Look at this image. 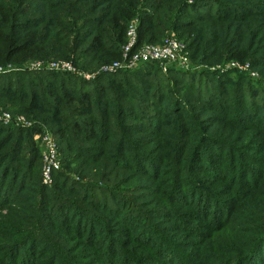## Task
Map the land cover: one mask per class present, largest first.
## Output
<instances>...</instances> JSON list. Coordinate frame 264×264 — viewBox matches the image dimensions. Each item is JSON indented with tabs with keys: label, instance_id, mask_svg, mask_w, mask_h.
<instances>
[{
	"label": "rangeland",
	"instance_id": "1",
	"mask_svg": "<svg viewBox=\"0 0 264 264\" xmlns=\"http://www.w3.org/2000/svg\"><path fill=\"white\" fill-rule=\"evenodd\" d=\"M48 1L53 2L52 0ZM153 1L151 5L155 7V0ZM211 1H208L205 5H197L195 3L194 6L188 7L180 5V7L185 8L179 9L181 0H177L178 4L167 0L168 10L170 12L172 11V13H176L177 11L178 14L175 18L182 23V26L176 30H166L161 39L150 41V43L159 44L163 43L168 37H174L181 42L189 58L187 65L181 68L187 70L186 72H177L176 75L175 72L167 74L166 72L168 70H161L165 73L163 76H158L152 72L148 78L155 81V83L152 81L149 83L144 78L138 76L134 78L129 74L121 76L124 82V88H126L120 91L126 90L129 94L133 93L138 100L133 101L131 99L129 101L123 99V97L120 100L110 96V101H113L111 110L114 111L119 104L125 106V109H128L127 111L132 112L136 117L131 119L128 117L122 118L125 126L128 125L135 129H110L114 131L108 134L107 132H103V135L107 136L105 139H101L99 135L102 133V129L97 126V121H93V124L87 121L85 123L89 129H92V134H90L91 130L89 129H82L81 133L73 132L77 136H74L71 132L68 133V131H73L72 129L61 130L58 134H55L52 127L57 122L44 124L38 121V118H35L36 116L34 115H32V118L27 116L28 112L12 101L11 96L10 98L0 96V111L7 110L12 116V121L9 123L3 124L1 121L0 123L10 128L14 136L19 132L14 127L23 128L16 121L15 117L17 116L26 117L32 124H42L43 128H45L42 130L47 131L58 145V157L61 168L54 182L48 184L44 183L41 179L38 160L30 164V149L37 147L42 150L38 131L34 134L28 132L22 134V146L20 152L18 151L17 160H12L9 157L1 162L3 158L0 156V166L5 167V165H11L13 167L11 170L18 175L14 183L10 180L12 178L10 175L8 179L10 183L7 182L9 184L8 199L0 204V260L8 257L15 261L25 256L27 247L29 249L30 246L31 253L29 258L31 259H27L26 255L24 257L26 264H218V258H221L222 263H225V261H233L235 258V256L233 257L234 253L226 256L221 249L222 244H229L228 238L231 237L228 236L227 231H224V228L228 226L226 222L229 219H234L240 229V231L236 230L232 233L236 236L234 240L235 245L230 243V246L232 248L235 246L238 255L245 254L247 247L242 240L247 235L243 233L248 231V228L253 223H258L256 221L257 216L264 218V209L262 211L260 209V205L263 204L262 207H264V201L262 200L264 199V179L261 180V185L257 189L260 193H263L258 195L262 201H251V207H249L242 201L240 196L237 197L233 194L234 190L231 189L235 188V186H232L229 181V178H232L231 174H228L225 180H220L212 179L209 174L193 173L197 180L203 182L208 187L212 183L214 185L213 187H215L214 189H220L221 192H225L221 198L222 204L224 206L234 207L230 218L227 220L225 219V213L220 214L217 218H213L216 213L210 207L204 212L206 216L205 220L202 219L203 215L201 216V212L196 210L193 205V202L197 199V195L192 194V197L190 196V186L180 187L177 192V189H175L174 194L176 198H171L169 201V187H171L169 183H172L171 171H169L168 164L160 166L154 162L158 156L167 153L166 148L171 142L177 141L174 138L176 130L172 129L174 125L169 124L168 126L166 124L168 126L166 129H161L159 133L153 132L146 127L144 119H140L141 117L139 116V112L143 113L146 117L154 113L155 103L148 95H143L141 92V90H148V93L152 94L156 91V89L151 87L153 84L158 85L162 89L161 92L168 97H166L167 99L164 100V104L161 106L163 110L160 113L161 116L167 112V109H170L174 105L170 98L178 97L180 101H184L190 93L193 95L200 93L202 98L203 95H209L211 91L217 96V90L221 87L218 85L220 76H215L212 71L221 74L228 73L227 77H230L228 83L232 87L235 86L237 80H240L243 89H247L249 86L262 87L263 84L258 81L257 68L253 67L248 61L254 57V54L264 52L263 38L259 37L257 40L254 38L251 39L249 51L252 56L249 59L240 50L239 42L232 40V44L235 45L232 47L226 44V52L228 51V54L231 57L233 56L232 58L234 60H231V57L228 59L225 58V55L219 60L218 56L205 54V51H211L213 53L218 46L215 48L216 44L212 46L210 43L205 46L203 39L210 34L211 37H214V35L218 37L221 33H224V27L227 23H229L228 26L233 27L235 30L230 35L242 36L241 27L244 23H242L241 19H232L225 20L226 22L219 24L213 17L198 20V15L201 14H210L212 16H215L214 14L217 12L225 15L230 14L233 11L232 8L218 6L216 4V1H221L234 8H237L238 3H250L249 5H252L256 11V13H252L250 16L251 22L253 19L256 22H260L264 13L261 0ZM41 4L42 2L40 0H36V2L32 3V7L38 9ZM101 9L102 7L98 8L97 11ZM162 14L164 13L160 10L159 13H156L154 19L156 20L158 18L159 23L163 25V22L159 19ZM167 17L170 21L173 20L171 16ZM130 20L127 24L134 23L137 25V18H131ZM145 40H147L146 37L144 38ZM56 45V54L48 55L46 61L67 60L72 62L73 59L77 58L75 54L77 55L84 47V45L81 46L78 44L73 48L72 52L70 42L62 39L58 40ZM252 46L254 47L251 48ZM191 52L194 53L193 56H190ZM36 55V50L34 49L16 54L13 60H11L12 62H10L14 68L12 71L23 70L17 68H25L29 63L41 60L39 58L46 56H41V54ZM120 59L113 57L108 62L98 65L96 60L94 61L92 59V61L88 56H84L77 60L79 62L76 64L72 62L75 72L67 73H71L84 81H90V85L85 87L92 89L94 92L95 88H101L107 83V79H111L112 73L123 69H103L104 66L112 65V63ZM172 66L176 67L175 65ZM193 71L197 72L193 73ZM206 71L210 72L206 73ZM103 73L111 74H107L105 79L97 82L93 81L97 75ZM66 76H68L66 78L68 83L70 81L72 84H75V78L69 79V75ZM16 79L17 77L14 76L12 79V87L17 85ZM119 86V84H113L114 89H120ZM166 88L167 90H165ZM221 89L223 91L224 89L229 91L228 86L226 88L223 86ZM110 94L113 95L112 92ZM15 96L21 98L16 93ZM230 98L232 99L231 103L233 105L229 110L230 116L228 117L236 118L235 115L238 112L237 109L239 110V105L235 102L233 95ZM68 99L66 98V100ZM197 99L199 98L197 97ZM66 100L64 102L69 115L77 118L78 115L75 117V114H72L74 111H77V113L84 112L82 105L80 107L78 104H74L77 101L71 98L67 102ZM180 105L183 106L184 103L182 102ZM195 105L198 107L201 106L198 102ZM198 107L193 109V112L197 113L196 120L200 117H205V120L208 122V115L217 116V112L207 108L206 105L202 106L201 109ZM33 112L37 113L35 109ZM91 113L95 114L93 111ZM188 114L191 115V112ZM80 119L79 121L83 120L82 118ZM261 119L262 114L253 121L257 122ZM208 123V126H213L216 122L211 121ZM239 124L252 126V129H248V139L241 138L244 129L234 125H232L231 129H223L226 133L225 137L227 141L234 145H246L241 149L246 155L244 159L245 164L250 169L259 168L258 159L264 158V149L258 144H256L257 146L255 145V141L259 138L260 129L250 121L248 123L240 121ZM206 130L209 131V129ZM122 132H125L128 137L129 142L125 144L123 142V144L121 142L119 143L117 140L120 135H123ZM66 133H68L66 139H69V142L60 140L62 138L61 136ZM157 134L161 135L156 138ZM192 137V141L200 142V148L202 145V147H205L202 151H206V153L202 152L200 155L197 152L196 155L198 157L194 156L197 159V163L199 165L212 163L215 167H220L222 165L221 162L218 164L215 160H209L208 153L214 152L211 149L212 147L208 143L199 141L197 136ZM184 139H187V136ZM117 142L118 144L116 145ZM10 146V142L7 143L4 148L0 149V153L7 155L10 151ZM122 147L125 149H122ZM11 154L12 151L10 152V156ZM115 157L120 162L122 160L126 168L120 166V164L116 166V163L112 160ZM153 171L159 172L158 179L156 180L152 178ZM26 176H28V179ZM250 178H253V175L248 173L242 175L240 180L244 179L248 181ZM216 181H219L217 182L218 184L215 183ZM15 183L21 186L24 185L25 189L20 191L18 185V188L13 190L12 185ZM1 188L3 187L0 184V195L3 193ZM154 189L159 190V192L156 190V194H152L150 191ZM16 195L20 202L15 201ZM115 199H119L120 205L117 208L110 203ZM60 202H62V205H67L74 209V213H81L80 218L77 216L73 217L72 214L68 213V210L60 208ZM103 202H105L107 207L112 208L110 212L113 213H109V209L106 207L104 209L97 207V203ZM21 203L22 206H19ZM124 205H127V210H124L122 215L127 217V211L129 210L132 213L136 212L139 218L143 220L144 226L157 231L158 234H162L165 238L162 246H159L158 242L155 239H150L149 236L144 238L139 237V233L146 232L135 230L132 227L133 225L128 224L121 217V206L124 207ZM246 207H249L253 214L251 212L250 214H246ZM43 213H49L47 215L51 216V218L46 219V221L43 218ZM136 213L131 214L132 220L136 217ZM167 213H169L170 217L167 216ZM89 215L96 217L99 221L93 230L96 232L89 235V232L85 231V234L83 233L82 236L78 237L76 231L78 229L80 230L79 225H82L81 222L88 223L84 217H89ZM65 217L68 218L65 219ZM79 233L82 234L81 232ZM38 237L46 239L57 251L51 246L47 247V249L41 248V245L36 246L38 244L36 242ZM29 238L34 240L31 241ZM231 238L233 239V237ZM28 240L34 243H29ZM249 240L250 238H247L246 241ZM108 247H110L111 252L108 250ZM224 247L228 250L231 248L225 245ZM61 250L63 251L62 253ZM169 250L178 252L180 257L178 258L171 254L165 255ZM227 257H230V259H227Z\"/></svg>",
	"mask_w": 264,
	"mask_h": 264
},
{
	"label": "trees",
	"instance_id": "2",
	"mask_svg": "<svg viewBox=\"0 0 264 264\" xmlns=\"http://www.w3.org/2000/svg\"><path fill=\"white\" fill-rule=\"evenodd\" d=\"M40 1L42 4L37 9L32 7V3L36 2V0H0V63H10L16 54L33 49L36 50L37 55H46L43 58H39L41 60H46L48 55L56 54V42L62 39L70 42V49L72 52L76 45H84L83 49L79 51L77 55L75 54L77 58L73 59V63L76 64L79 62L77 60L81 59V57L88 56L91 60H96L98 65H101L108 62L113 57L121 58V47L126 42V27L131 18L138 19V23L136 25V45L148 42L150 43L151 40L161 39L166 30H176L178 27L182 26V23L177 21L175 18L178 14L177 11L176 13H172V11L170 12L168 10L169 7L166 4L167 0H155V7L151 5L154 2L153 0ZM171 1L177 3V0ZM208 1L211 0H181V3H179V9L194 6V3L197 5H205ZM216 4L218 6H228V8H232L233 11L228 15L218 12L214 14L215 16L210 14H201L198 15V20H205L213 17L216 22L223 24V22H226L225 20L241 19L242 23H244L241 27L242 36L230 35V33L235 32V30L233 27L228 26L229 23H227L224 27V33H221L218 37L215 35L214 37H211L210 34L208 37L203 39L205 46L209 43L212 44V46H215L216 44L215 48L218 46L216 51H213V53L211 51H205V54L207 53L210 56H218L219 60H221L223 55H225V58L228 59L231 56L228 54V51L226 52V44L233 47L235 44H232V40H235L239 42V48L243 55L249 59L250 56H252L249 51L251 39L254 38L257 40L259 37H262L264 40V13L260 22H256L254 19L251 22L250 16L252 13H256V11L253 9L252 5H249L250 3H238L237 8L231 7L221 1H216ZM261 4L264 9V0H261ZM180 5H184L185 7L182 8ZM100 7H102V9L97 11ZM152 10H154V12H152ZM160 10L164 13L159 17V19L163 22V25L159 23L158 18L156 20L154 19L156 13H159ZM167 16H171L173 20L170 21ZM145 37L147 40L144 41ZM253 47L254 46L251 48ZM256 54H254V57L249 59L248 62L251 63L253 67H256L257 69L260 68L258 70L256 69L259 77L258 81L263 84L260 88L249 86L247 89H243L240 80H237L235 86L232 87V85L228 83V79H230V77H227L228 73L221 74L219 72L212 71L215 76H220V81L218 83L219 87L224 86L226 88V86H228L229 91H226L225 89L223 91L220 87L217 90V96L211 91L209 95H203L205 98H201L200 93H197V95L190 93L186 96L184 101H180L178 97L170 98L174 105L170 109H167V112L163 116L160 114L163 111L161 106L164 104V100L168 97L161 92L162 89L158 85L153 84L151 87L156 89V91L152 94H149L148 90H141L143 95H148L155 103V114L153 113L152 115L146 117L143 113L139 112V116L141 117L140 119H144L146 127L153 132L159 133L161 129H166L169 124H173L174 127L172 129L176 130L174 138L177 141L171 142L166 148L167 153L158 156L154 160V162L160 166L168 164L169 171H171L172 183H169V186H171L169 187V201L171 198H176L174 194L175 189H177V192L180 187L183 188L184 186H190V196L192 197V194L197 195V199L193 202V205L196 210L201 212V216L203 215L202 219L204 220L206 217L204 212H206V209L209 207L216 213L213 218H217L220 214L225 213L226 220L230 218L234 207H228V205L224 206L221 198L225 192H221L220 189H214L215 187H213L214 185L212 183H210L211 185L208 187L203 182L197 180L193 174L196 172L205 173L207 175L209 174L212 179L220 180H225L228 177V174H231L232 178H229V181L232 186H235V188L231 189L234 190L233 194L235 196H240L242 201L249 207H251V201H264V199L260 200L258 197V195L263 193H260V191L257 190L261 185V180L264 179V158L258 159L259 168L250 169L247 167L244 161L246 155L241 151V149L246 145H234L230 143L225 137V130H223L231 129L232 125L239 126L241 129H244V133L241 138L248 139V129H252V126L240 125L239 122L243 121L244 123H248L250 121L253 124H256L258 129H260L259 138L255 141V145L258 144L262 149H264V52ZM193 55L194 53L191 52L190 56ZM232 57L231 60H234ZM167 70V74L175 72L176 75L177 72L187 71L177 66L173 67L172 65H170ZM152 72L158 76L165 75V73L161 71L159 64L155 61L142 62L131 69H120L112 74L103 73L97 75V77L93 80L94 82L105 79L107 74H111L112 77L111 79L106 80L107 83L105 85H101L102 87L98 89L95 88V91L93 92L92 89H87L85 87L90 85V81H84L71 73L45 69H23L0 74V96H4L6 98H10L11 96L12 101H14L17 105H20L28 112L27 116L32 118V115H34L36 116L35 118H38V121L44 124L57 122V124L52 127L55 134H58L61 130L69 129H72L73 131H68V133H81L82 129H89L85 122L88 121L93 124V121H97V126L102 129V133L99 135V138L105 139L107 135L104 136L103 132H107L108 134L114 131L110 129H135L134 127H130L128 125L125 126L122 118H136L132 112L125 109V106L119 104L114 111L111 110L113 101H110V96L114 99L120 100L122 97L123 99L129 101L131 99L133 101L138 100L133 93L129 94L126 90L120 91L121 89L126 88H124V82L121 76L129 74L134 78L138 76L144 78L149 83L151 81L155 83V81L148 78ZM194 72L197 71H193V73ZM208 72L210 71H206V73ZM66 75H69V79L75 78V84H72L70 81L68 83L66 81L68 76ZM14 76L17 77V85L12 87V79ZM117 78L119 79L116 80ZM113 84H119L121 86H119L120 89H114ZM165 90H167V88ZM109 91L110 93L112 92L113 95H111ZM15 93L21 98L16 97ZM232 95L235 97V102L239 105V110L237 109L238 112L235 115L236 118L228 117L230 116L229 110L233 105V103H231L232 99L230 98ZM197 97L199 99H197ZM66 98H69L68 100L71 98L72 100L77 101L74 104H78L80 107L82 105L84 108L83 113H77V111L72 113L75 114V117L78 115L77 118L68 114V110L64 102ZM68 100H66V102ZM182 102L184 103L183 106L180 105ZM197 102L201 104V106H196L195 104ZM204 105L217 112V116L208 115L207 117L208 122H216L213 126H208L209 123L205 120V117H200L196 120L197 113H194L193 109L196 107L201 109ZM34 109L37 113L33 112ZM92 111L95 114H92ZM189 112H191V115L188 114ZM260 114H262V119L257 122L253 121ZM80 118L83 120L79 121L81 120ZM166 124H168V126H166ZM14 128L19 131L15 134V136L10 128H7L0 123V149L4 148L9 142L11 144L10 151L7 155L0 153V156L3 158L1 162L5 161L9 157H11L10 159L12 160H17V154L20 152V148L22 146V134H25L26 132L31 134H34L37 131L39 132L43 129V125L34 123L29 128ZM206 129H209V131ZM89 130H91L90 134H92V129ZM68 133L62 135L60 140L69 142V139H66ZM122 133L123 135H120L117 140L119 143L123 142L125 144L129 142L128 137L125 132ZM73 134L74 136H77V134ZM159 135L161 134H157L156 138ZM186 136L187 139H184ZM192 136H197L199 141L201 140V142L208 143L212 147L211 149L214 152L208 153L209 160H215L218 164L221 162L222 165H220V167H215L212 163L205 165H199L197 163V159L194 158V156H197V152H199L198 155H200V153H206V151H202L205 147H202L201 145L200 148V142L198 143V141H192ZM122 149L125 148L122 147ZM11 151L12 154L10 156ZM30 152V164H33L38 160L41 173V150L37 147H33L30 149ZM112 160L116 163V166L120 164V166H124V168H126L124 162L122 160L120 162L117 157ZM11 169H13L11 165H5V167L0 166V184L3 187L1 188L3 193L0 195V204L8 199L9 184H7V182L10 183V181H8L10 175L12 177L10 180L13 183L18 177V175ZM60 171L61 168L54 172L51 183L54 182L55 177ZM11 172H13V174H11ZM248 173L253 175V178H250L248 181H245L244 179L240 180L242 175H246ZM158 176L159 172H152V178L154 180L158 179ZM26 178L28 179V176H26ZM217 182L219 181H216L215 183L218 184ZM18 185V183L13 184L12 189L16 190ZM19 188L20 191H22L25 189V186L19 185ZM156 190L157 189H154L150 192H152V194H156ZM157 191L159 192V190ZM15 201L20 202L17 195L15 196ZM61 203L62 202L59 203L60 208L68 210V213L72 214L73 217L77 216L80 218L81 213H74V209L67 205H62ZM110 203L115 205L116 208L120 205L119 199L112 200ZM262 205H260L261 211L264 209ZM19 206H22V203L19 204ZM97 207H100L101 209L106 207L109 209V213H113L110 212L112 211V208L107 207L105 202L97 203ZM121 207V217L128 224L133 225L132 227H134L135 230L146 232H138L140 238L149 236L150 239H155L159 246L163 245L165 238L162 234H158L157 231L151 228L148 229L147 226H144L145 224H143V220L139 218V215L136 212V217L133 220L131 219V214L135 213H132L130 210L127 211V217L123 216L122 212L127 210V205ZM249 207H246L245 209L246 214H250L251 212ZM47 214L49 213H43V218H45V220L51 218V216H48ZM251 214L253 213L251 212ZM167 216L170 217L169 213H167ZM66 218L68 217H65V219ZM84 218L87 219L88 223L80 221L82 225H79L80 230H78L82 234L77 232V230L76 233L78 237L82 236L85 231H88L89 235L96 232L93 230L95 229V225H98L97 223L99 221L97 218L90 215L89 217L86 216ZM256 221L258 223H253L248 228V231L243 233L244 235H247V237L242 240L244 245L247 247L245 254L243 255H238L235 246L234 248L230 246V243L235 245L234 240L236 236L232 233L236 230L240 231L236 225L238 223L235 222L234 219H229L227 222L225 221L228 223V226L227 228H224V231H227L228 236L233 237V239L231 237L228 238L229 244H222L221 249L224 251L226 256L230 253H234L233 257L235 256V258L233 261H225V263H222V259L218 258V264H264V218L257 216ZM247 238H250V240L246 241ZM29 240L32 241L34 239L29 238ZM29 240V243H34ZM36 242H38L36 246L41 245V248L47 249V247L51 246V243L43 237H38ZM224 245L231 248L228 250L224 247ZM51 247L55 249L53 246ZM108 250L111 252L110 247H108ZM62 252L63 251L61 250V253ZM30 253L29 246V249L27 247V252L25 254V256L27 255V259H31L29 258ZM167 254L174 255L178 258L180 257L178 252L173 250L167 251L165 255ZM25 256L15 261L11 258L4 257L0 260V264H21L26 260L24 258ZM227 259H230V257H227ZM22 264H26V261Z\"/></svg>",
	"mask_w": 264,
	"mask_h": 264
},
{
	"label": "built area",
	"instance_id": "3",
	"mask_svg": "<svg viewBox=\"0 0 264 264\" xmlns=\"http://www.w3.org/2000/svg\"><path fill=\"white\" fill-rule=\"evenodd\" d=\"M126 42L121 47V59L104 66L103 69L112 68H133L142 62L155 61L159 64L162 71H166L170 65L184 68L188 62V54L184 45L174 37H168L163 43L137 44V31L134 23H129L126 27ZM17 69L27 70H55L62 72H75L71 61L67 60H38L29 63L24 67ZM14 70L12 64L0 63V74ZM16 121L23 128L32 126L31 121L26 117L17 116ZM0 121L7 124L12 121V116L7 110L0 111ZM45 129V128H43ZM41 142V179L44 183H51L54 172L60 169V160L58 157V145L55 139L45 130L39 131Z\"/></svg>",
	"mask_w": 264,
	"mask_h": 264
}]
</instances>
